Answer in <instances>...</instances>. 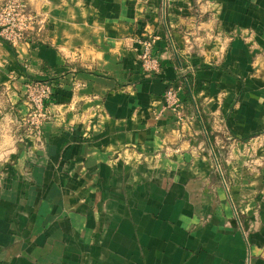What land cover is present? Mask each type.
<instances>
[{"label": "crops", "instance_id": "0c3cea01", "mask_svg": "<svg viewBox=\"0 0 264 264\" xmlns=\"http://www.w3.org/2000/svg\"><path fill=\"white\" fill-rule=\"evenodd\" d=\"M24 1L37 30L0 35V264H264V0ZM29 79L58 83L39 136Z\"/></svg>", "mask_w": 264, "mask_h": 264}, {"label": "built area", "instance_id": "2783aa9c", "mask_svg": "<svg viewBox=\"0 0 264 264\" xmlns=\"http://www.w3.org/2000/svg\"><path fill=\"white\" fill-rule=\"evenodd\" d=\"M39 23L38 17L30 11L24 0H3L0 2V35L12 42L28 41L33 25ZM33 24V25H32ZM140 59L143 73L152 77L159 71V59L155 52V38L145 36L141 39ZM58 83L49 80L29 79L25 83V100L29 113L24 121L30 133L40 135L43 124L50 118L49 106L55 100ZM168 108L180 120L184 117V103L180 88L171 85L163 95Z\"/></svg>", "mask_w": 264, "mask_h": 264}, {"label": "rangeland", "instance_id": "374dc122", "mask_svg": "<svg viewBox=\"0 0 264 264\" xmlns=\"http://www.w3.org/2000/svg\"><path fill=\"white\" fill-rule=\"evenodd\" d=\"M28 4V3H27ZM28 8L30 9L31 12H33L35 15H36V18H37V13H35L33 10H31V8L29 7L28 5ZM33 25V24H32ZM34 27V30L36 29L37 30V23L33 25Z\"/></svg>", "mask_w": 264, "mask_h": 264}]
</instances>
